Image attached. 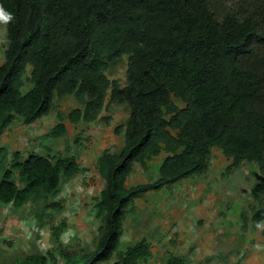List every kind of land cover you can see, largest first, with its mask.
<instances>
[{
	"label": "trees",
	"instance_id": "trees-1",
	"mask_svg": "<svg viewBox=\"0 0 264 264\" xmlns=\"http://www.w3.org/2000/svg\"><path fill=\"white\" fill-rule=\"evenodd\" d=\"M5 26L0 63V132L15 118L31 124L55 97L74 95L72 124L93 122L110 103L129 115L119 151L103 150V180L93 212L94 247L28 253L11 264H140L152 257L145 238L118 249L132 203L147 192L203 174L213 147L228 167L256 163L251 226L264 220V0H0ZM127 56L125 83L107 76ZM57 123L49 132L65 130ZM164 152L158 178L127 185L134 166ZM255 165V164H254ZM74 155L9 152L0 146V203L49 202L81 171ZM240 218L246 221L244 212ZM40 222L43 224L42 215ZM53 228V226H52ZM54 230L55 227H54ZM170 256L169 264H182Z\"/></svg>",
	"mask_w": 264,
	"mask_h": 264
},
{
	"label": "rangeland",
	"instance_id": "rangeland-1",
	"mask_svg": "<svg viewBox=\"0 0 264 264\" xmlns=\"http://www.w3.org/2000/svg\"><path fill=\"white\" fill-rule=\"evenodd\" d=\"M7 46L5 26L0 23V63ZM127 56L109 65L107 76L123 85ZM93 122L70 123L67 114L81 107L74 95L55 97L47 115L31 124L15 118L0 132V146L23 156L39 154L74 155L81 171L62 182L48 202H30L21 208L0 203V264H11L28 253L61 248L92 249L100 221L95 218V197L103 186L96 159L103 150L119 151L129 111L125 105L110 103ZM64 132L51 137L57 124ZM164 152L145 167L135 165L127 185L154 181ZM221 149L213 147L207 170L136 199L126 213L118 249L142 238L151 243L152 257L140 264H169L170 256H183L182 264H264V220L251 226L250 190L259 180L256 163L229 168ZM255 164V165H254ZM239 211L246 215L240 218ZM40 215L43 224L40 222ZM53 226V228H52ZM54 227L56 230H54ZM115 258L101 264H111ZM174 264H178L177 262Z\"/></svg>",
	"mask_w": 264,
	"mask_h": 264
},
{
	"label": "clouds",
	"instance_id": "clouds-1",
	"mask_svg": "<svg viewBox=\"0 0 264 264\" xmlns=\"http://www.w3.org/2000/svg\"><path fill=\"white\" fill-rule=\"evenodd\" d=\"M14 19V16L12 13L6 11L2 5H0V23L2 24H8ZM229 161V160H227ZM237 168V167H232ZM159 176V175H158ZM259 226V225H258Z\"/></svg>",
	"mask_w": 264,
	"mask_h": 264
}]
</instances>
